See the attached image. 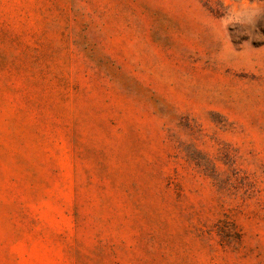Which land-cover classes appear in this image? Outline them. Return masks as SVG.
Here are the masks:
<instances>
[{"label": "rangeland", "instance_id": "1", "mask_svg": "<svg viewBox=\"0 0 264 264\" xmlns=\"http://www.w3.org/2000/svg\"><path fill=\"white\" fill-rule=\"evenodd\" d=\"M0 264H264V0H0Z\"/></svg>", "mask_w": 264, "mask_h": 264}]
</instances>
